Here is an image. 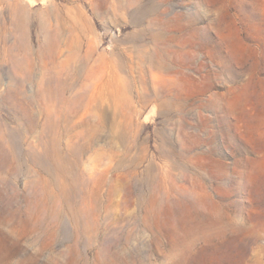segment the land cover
<instances>
[{
  "label": "rangeland",
  "instance_id": "obj_1",
  "mask_svg": "<svg viewBox=\"0 0 264 264\" xmlns=\"http://www.w3.org/2000/svg\"><path fill=\"white\" fill-rule=\"evenodd\" d=\"M0 264H264V0H0Z\"/></svg>",
  "mask_w": 264,
  "mask_h": 264
},
{
  "label": "bare ground",
  "instance_id": "obj_2",
  "mask_svg": "<svg viewBox=\"0 0 264 264\" xmlns=\"http://www.w3.org/2000/svg\"><path fill=\"white\" fill-rule=\"evenodd\" d=\"M74 40H75V38H74ZM78 74H79V70H78V71H75V70H74V74H73L74 77H77ZM64 85H65V86L67 85V82H66V81L64 82ZM64 85H63V86H64ZM109 85H110V84H109ZM63 89H64V88H63ZM96 90H97V89H96ZM96 90H95V91H96ZM105 90H106V89H105ZM108 90H109V89H108ZM108 90H107V91H108ZM101 93H102V92H101ZM101 93H99V94H101ZM103 98H104V97H103Z\"/></svg>",
  "mask_w": 264,
  "mask_h": 264
}]
</instances>
